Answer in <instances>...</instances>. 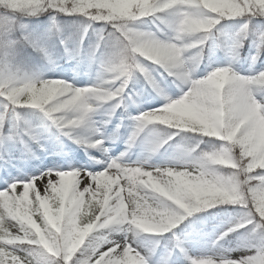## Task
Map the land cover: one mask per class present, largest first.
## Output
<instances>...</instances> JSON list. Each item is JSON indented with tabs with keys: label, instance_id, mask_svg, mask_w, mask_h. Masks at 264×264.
Returning a JSON list of instances; mask_svg holds the SVG:
<instances>
[{
	"label": "clouds",
	"instance_id": "obj_1",
	"mask_svg": "<svg viewBox=\"0 0 264 264\" xmlns=\"http://www.w3.org/2000/svg\"><path fill=\"white\" fill-rule=\"evenodd\" d=\"M252 4L0 0L5 156L30 159L64 138L107 152L123 124L120 116L108 131L119 109L127 113L145 93L163 100L131 117L125 153L142 138V155L109 157L97 173L111 191L86 197L91 173L73 167L56 173L73 179L68 192L63 179L44 178L59 194L55 203L37 193L27 207L0 205V249L12 245L13 264H34L36 249L49 264H160L157 237L167 241L169 264H179L177 249L186 264H264V0H254L256 11ZM252 36L259 43L242 56ZM218 53L225 63L214 62ZM64 63L73 79L50 74ZM224 206L234 211L211 213L216 222L197 230L206 250L191 254L176 229Z\"/></svg>",
	"mask_w": 264,
	"mask_h": 264
},
{
	"label": "rangeland",
	"instance_id": "obj_2",
	"mask_svg": "<svg viewBox=\"0 0 264 264\" xmlns=\"http://www.w3.org/2000/svg\"><path fill=\"white\" fill-rule=\"evenodd\" d=\"M214 62L221 63L215 57L213 58ZM208 65L206 66V68ZM72 65L68 63L63 64V68L61 71H57L55 73H50L51 75H63L65 78L73 79L74 74L71 71ZM203 68L202 70H206ZM75 82L77 84H84L87 82V77L81 73L79 76H75ZM173 95H176L174 89L171 90ZM163 103V100L159 97L153 99H146L141 101L138 106L133 105L129 108V112L134 116L138 114V112L143 111L147 108H155L159 104ZM131 131V127H129L127 131V136H129ZM127 140L124 139H111L106 140L104 147L108 149L107 152H104L101 148H88L86 146L78 145L75 142L72 143L69 140V143H65L66 146H63L64 149L57 153L56 155H46L42 153V155H36L26 160H16L12 161L8 166L4 169L0 168V188L6 187L5 181L10 180L12 177H21L27 179L30 176L38 175L42 171L47 169H59V170H67L69 168H85L89 171H99L106 167V162L109 157H115L120 155L121 153H125V149L128 147ZM146 145L145 143L139 145H133L130 151L126 152L122 157L126 161H131L137 159L142 153L145 151ZM94 150H98L100 155L96 153ZM82 154H90L91 162H79L78 160L81 158ZM48 163L46 164L45 162ZM77 161V162H76ZM66 183L70 185L71 178H65ZM38 186L41 187L42 185ZM122 238V237H121ZM188 242L185 244V247L190 251L191 254L202 253L206 250V247L201 239L188 238ZM156 260L160 262V264H169L168 255L162 254L154 257ZM179 259V264H186L184 257L181 255L179 249L176 250L173 259Z\"/></svg>",
	"mask_w": 264,
	"mask_h": 264
},
{
	"label": "snow or ice",
	"instance_id": "obj_3",
	"mask_svg": "<svg viewBox=\"0 0 264 264\" xmlns=\"http://www.w3.org/2000/svg\"><path fill=\"white\" fill-rule=\"evenodd\" d=\"M243 3V0H240ZM253 11L258 10L259 6L254 4L253 0ZM210 87V85H209ZM78 101V97H72L69 101V104L76 103ZM72 168L67 170H59V169H47L42 171L38 175L30 176L27 179L21 177H12L10 180H6L5 184L6 187L0 188V205L4 207H11L13 203V199L17 206H20L23 201H27L28 204L24 205L27 207L28 205L32 204L35 201L37 193H39L42 197H46L51 199L53 203L59 199V194L54 192L52 184L44 180L47 176H52L55 183L59 186L61 179H63L64 191L68 192L71 190V185L73 183V179L71 178L70 185L66 183V177H58L56 173L63 172V171H72ZM79 172V170H77ZM91 176L88 179L84 180L82 185V190L85 187L91 186V192L86 194L87 196L94 195L97 192L101 191V188L107 189L111 191V184L106 182L103 176L97 175L103 171H89ZM94 177V179H93ZM42 185L41 187L38 186ZM257 195H264V192H258ZM103 199V195H101V200ZM32 259L34 264H49V258L47 254L39 249L34 250L31 253ZM0 264H13V251L12 245H7L0 249ZM194 264H209L208 261L205 260H198L195 261Z\"/></svg>",
	"mask_w": 264,
	"mask_h": 264
},
{
	"label": "trees",
	"instance_id": "obj_4",
	"mask_svg": "<svg viewBox=\"0 0 264 264\" xmlns=\"http://www.w3.org/2000/svg\"><path fill=\"white\" fill-rule=\"evenodd\" d=\"M42 19H44V18L41 17V20ZM34 23H35V21H34ZM225 23L232 24V23H235V21H226ZM257 43H259L258 37H256V36L250 37V40L247 41L244 45V48L242 51V56H245V57L248 56L251 53V51L254 50V46ZM216 57L218 59H220L221 61L225 60L222 53H218ZM261 62H264V55L261 56ZM207 63H208V61L206 60L205 64L202 65V69L206 66ZM257 67H259V64L257 65ZM247 68H248V62L244 61L243 62V70H246ZM144 87H146V86H144ZM148 92H151V89H148ZM150 98H151V96H149L147 93H145L141 97V100L150 99ZM120 116L124 117L123 124L121 126V128H122L121 133H123L125 128L127 127V125L130 124L131 118H129V114L125 113L123 109H119L117 111L116 118H114L112 124H110L108 126L109 131H112L113 128L115 127L116 123L120 122V120H119ZM142 137H143V134H142ZM141 140H142V138L138 139L137 142H140ZM178 140H179V136L175 137L174 140L170 143H175ZM58 146H59V144L58 145H50L48 148V151L53 152V151H55V149L58 148ZM37 152H41V150L38 149ZM12 155L16 158H18V156H19V154L16 152L11 153V156ZM8 159H9V157L5 156L3 154L2 149H0V161L1 160L7 161ZM232 211H234V210L231 208V206H224L223 209H212V210H209V212H207V213L197 214L196 217L189 218L191 223H189V221H185L183 224L180 225V227L178 229H176V231L180 232L183 237L188 236V237H192V238L201 239L200 238V232L197 230L204 228L206 225H210V224L216 222L215 220H213L211 213H224L226 215L227 213H231ZM221 218H223V217H221ZM156 239H157V241H159V243H158V246L155 247L154 249H156L155 252H159L162 248H165V244L167 241H166V239H161L159 237H157ZM151 243H152L151 241L148 242L149 245H151Z\"/></svg>",
	"mask_w": 264,
	"mask_h": 264
},
{
	"label": "bare ground",
	"instance_id": "obj_5",
	"mask_svg": "<svg viewBox=\"0 0 264 264\" xmlns=\"http://www.w3.org/2000/svg\"><path fill=\"white\" fill-rule=\"evenodd\" d=\"M94 151L100 155V152L98 150H94ZM78 161L79 162H83V161L84 162H91L92 160L90 159V154H82L81 158ZM45 163L47 164L48 161Z\"/></svg>",
	"mask_w": 264,
	"mask_h": 264
}]
</instances>
